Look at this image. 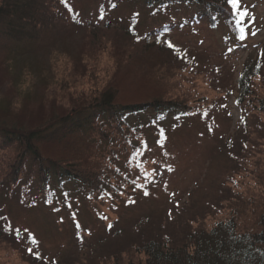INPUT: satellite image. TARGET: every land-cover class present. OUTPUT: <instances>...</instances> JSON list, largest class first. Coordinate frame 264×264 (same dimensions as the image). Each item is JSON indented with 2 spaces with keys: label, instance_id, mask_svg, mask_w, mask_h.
Instances as JSON below:
<instances>
[{
  "label": "trees",
  "instance_id": "1",
  "mask_svg": "<svg viewBox=\"0 0 264 264\" xmlns=\"http://www.w3.org/2000/svg\"><path fill=\"white\" fill-rule=\"evenodd\" d=\"M250 25L227 0H99L90 14L76 0H0V237L15 243L19 229L40 246L9 207L74 216L87 203L144 197L150 173L175 171L169 146L206 117L189 103L187 74L215 68L191 43L223 27L232 53ZM261 70L260 60L246 64L238 101L264 114ZM257 192L207 230L145 238L139 264H264Z\"/></svg>",
  "mask_w": 264,
  "mask_h": 264
},
{
  "label": "rangeland",
  "instance_id": "2",
  "mask_svg": "<svg viewBox=\"0 0 264 264\" xmlns=\"http://www.w3.org/2000/svg\"><path fill=\"white\" fill-rule=\"evenodd\" d=\"M98 1L76 0V8L90 14ZM242 4L249 8L251 20L243 48L228 51L223 27L206 33L202 45H190L204 55L201 61L215 68L213 74H187L184 88L189 103L202 104L206 117L185 127L169 146L180 158L175 171L163 168L150 173L138 191L144 197L87 203L75 207L80 212L74 216L9 207L6 214L15 226L25 228L40 246L32 238L19 236L14 243L0 237V264H139L144 256L136 246L157 231L181 237L189 231L187 226L191 232L207 230L229 218L236 200L237 208L240 199L258 200L256 191H264V114L239 104L238 80L247 63L260 60L262 70L254 88L264 95V0H242ZM184 11L174 17L179 19ZM146 14L143 11L144 19ZM250 30L257 35L251 36ZM153 166L149 163L148 169ZM247 218L251 219L249 214Z\"/></svg>",
  "mask_w": 264,
  "mask_h": 264
},
{
  "label": "snow or ice",
  "instance_id": "3",
  "mask_svg": "<svg viewBox=\"0 0 264 264\" xmlns=\"http://www.w3.org/2000/svg\"><path fill=\"white\" fill-rule=\"evenodd\" d=\"M227 4L231 6L232 12L233 14H239V17L243 18V17H248L249 16V12L247 10H244L242 8V0H227ZM242 23V19H238L237 20V24ZM250 35L251 36H256L257 35V31L256 30H250ZM239 39L241 40V42H243L244 40L247 39V34L245 33V30L243 28L240 29V37ZM168 47L169 48H174V45L172 43H168ZM229 51H232V49H229ZM238 103V102H237ZM169 171H171V169H169ZM148 193L145 192V195H147ZM80 226L77 225V228H79ZM111 227V226H109ZM19 233L20 230L19 229H15V238L19 239ZM33 243H35L36 241L33 239L32 241ZM33 249L32 248H28V252L32 253ZM36 259H40L39 256L36 257Z\"/></svg>",
  "mask_w": 264,
  "mask_h": 264
}]
</instances>
